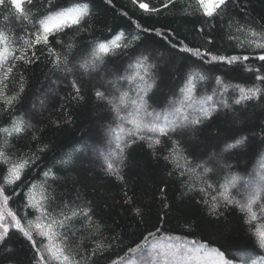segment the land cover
<instances>
[{
    "label": "trees",
    "instance_id": "obj_1",
    "mask_svg": "<svg viewBox=\"0 0 264 264\" xmlns=\"http://www.w3.org/2000/svg\"><path fill=\"white\" fill-rule=\"evenodd\" d=\"M60 2L70 4L72 0ZM141 2L157 11L146 13L138 4L132 5L131 0H111V3L90 0L92 16L87 22V30L77 34L69 29L67 35L61 34L66 42L76 44L73 63L80 53L90 50L96 40L111 39L121 32L129 39L132 35L139 36L133 47L106 57L97 73L88 75L75 71L69 75L55 71L39 50L36 63L23 65L21 61L16 62L18 66L11 87L18 89L15 81L23 74L25 91L15 107V115L30 122L40 139L34 142L33 131L29 129L24 135L12 138L8 151L15 158L21 153L36 152L38 144H46L48 148L37 153L36 165L27 169L21 181L8 189L9 194L13 188L20 193L12 197L10 207L23 215V192L27 190L28 181L40 179L43 171L53 168L57 179L52 187L56 195L61 200L89 206L93 209L95 221L103 226V236L107 239L104 240L103 255L93 258L95 264H110L112 259L127 251V246H134L149 230L157 228L161 230L159 236H180L187 241L209 243L210 247L218 246L229 258L238 261L239 255L250 247L239 211L221 208L219 218L210 217L207 208L198 202L203 194L188 191L175 173L170 176L172 165L167 164L163 156L167 155L172 140L179 141L189 159L207 161L208 167L214 169L208 174L214 182L229 170L224 165H231V172L238 175H247L257 169L264 163V93L229 109L221 108L198 126L170 133L171 139L162 137L155 154L146 140H138L126 150L122 181L102 170L98 153L107 148V129L114 116L109 106L97 100L94 93L97 88L110 93L112 88L108 81L122 74L130 59L144 54L155 65L153 85L145 96L150 109H165L186 77L197 70L207 79L197 83L196 96L211 93L217 87L216 77L220 76L229 86L225 96L231 102L238 95L236 85L251 87L257 83L256 72L245 71V64L257 68L261 62L250 58L232 66L219 62L204 63L192 53L179 49L199 48L217 56L249 54L251 49H240L237 40L229 39L230 32L242 37L234 27L230 29L229 24L240 21L256 29L264 27V0H232L225 14L214 18H206L200 13L186 14L191 0H176L167 8L164 7L167 0ZM4 15V10L0 9V27ZM136 24L147 31L138 30ZM10 27L15 29L17 39L22 32L27 36L24 32L26 25L12 22ZM157 30L162 35H157ZM173 44L177 47H172ZM260 51L255 50V54ZM73 78L80 86L82 100L72 99L75 95L70 83ZM8 119L7 115L0 113V121ZM66 120L69 122L65 123ZM241 137H247L244 145L225 151L226 144ZM66 154H71V162L68 165L57 163ZM125 192L133 204L124 203ZM134 207H139L142 214L136 215ZM74 225L69 229L70 233L81 229L79 221ZM10 236L7 247L12 251H0V264H32L34 250L31 243L15 231ZM86 236L85 230L72 239L77 241ZM92 247L85 238L83 250L90 253Z\"/></svg>",
    "mask_w": 264,
    "mask_h": 264
},
{
    "label": "snow or ice",
    "instance_id": "obj_2",
    "mask_svg": "<svg viewBox=\"0 0 264 264\" xmlns=\"http://www.w3.org/2000/svg\"><path fill=\"white\" fill-rule=\"evenodd\" d=\"M175 2L167 0L164 7ZM231 2L191 0L186 14L200 13L206 18L222 16ZM105 3H111V0H105ZM131 3L134 6L138 4L139 9L146 13L157 11L141 0H131ZM0 9L5 13L3 26L0 27V113L9 117L7 121H0V251H12L7 247V241L11 238L10 233L15 231L31 243L34 250L32 264H95L93 258L103 255L104 240L107 239L103 236V226L95 221L93 209L89 206L61 200L56 195L52 187L57 179L53 168L43 171L40 179L28 181L27 190L23 192V215L10 207L12 197L20 193L13 188L9 194L8 189L17 185L26 170L36 165L39 159L37 153L48 148L46 144H38L36 152L21 153L15 155V158L8 151L12 138L24 135L29 129L33 131L34 142L40 139L30 122L15 115V107L25 88L23 74L15 81L18 84L17 90L11 87L12 77L18 66L16 62L31 65L39 60L38 50L46 55L55 71L69 75L80 71L91 75L101 70L106 57L117 54L118 50L133 47L139 36L132 35L129 39L121 32L111 39L96 40L90 50L80 53L73 63L76 44L74 41L66 42L63 35H67L69 29L77 34L87 30V22L92 16L90 0H72L70 4L61 3L60 0H0ZM12 22L26 25L24 32L27 36L22 32L17 39L15 29L10 27ZM233 27L242 37L230 32L229 39L237 40L240 49H251L249 54L217 56L199 48L179 49L192 53L204 63L219 62L232 66L247 62L250 58L261 62L257 68L245 64V71L256 72L257 83L251 87L236 85L238 95L231 102L225 96L229 86L220 76L216 77L217 87L211 93L196 96L197 83L207 79L197 70L186 77L165 109H150L145 96L153 85L152 70L155 65L144 54L130 59L124 72L108 81L112 88L110 93L101 88L95 90L96 99L105 102L114 116L113 123L107 129V148L98 153L102 160V170L107 175L123 180L121 173L126 150L138 140H146L155 154V148L161 145L162 137L171 139L170 133L198 126L221 108L229 109L243 101L259 98L264 93V27L256 29L240 21L234 25L229 24L230 29ZM136 28L147 31L141 29L139 24H136ZM157 35L162 33L157 30ZM172 47L177 46L173 44ZM257 49L261 50L259 54H255ZM70 83L75 93L72 99L82 100L76 79L73 78ZM56 123L58 126L59 121ZM246 140L247 137H241L226 144L225 151L244 145ZM71 159V154H66L57 163L68 165ZM163 159L172 165L170 176L175 173L188 191L203 194L198 202L207 208L210 217L219 218L221 208L239 211L250 247L239 255L238 261H234L218 246L210 247L209 243H197L194 240L182 242L180 236H159L161 230L157 228L155 231L149 230L134 246H127V251L112 259L110 264H264V163L247 175L235 174L230 170L231 165H224L229 170L214 182L208 175L214 172L213 168L208 167V162L189 159L177 140H172ZM124 196L125 204H133L127 192ZM133 211L136 215L142 214L139 207H134ZM76 221L80 222L81 229L70 233L69 229L74 228ZM85 230L86 237L77 241L72 239L78 232ZM85 238L93 245L90 253L83 250Z\"/></svg>",
    "mask_w": 264,
    "mask_h": 264
},
{
    "label": "rangeland",
    "instance_id": "obj_3",
    "mask_svg": "<svg viewBox=\"0 0 264 264\" xmlns=\"http://www.w3.org/2000/svg\"><path fill=\"white\" fill-rule=\"evenodd\" d=\"M164 237H167V236H164ZM181 241L183 242V241H187V240H183V239H181ZM165 243L167 242V241H164ZM173 243H175V241H172Z\"/></svg>",
    "mask_w": 264,
    "mask_h": 264
}]
</instances>
